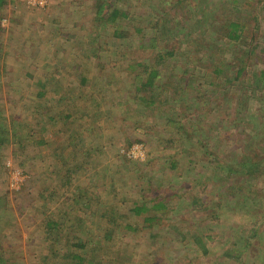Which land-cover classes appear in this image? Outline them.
<instances>
[{
    "label": "rangeland",
    "instance_id": "obj_1",
    "mask_svg": "<svg viewBox=\"0 0 264 264\" xmlns=\"http://www.w3.org/2000/svg\"><path fill=\"white\" fill-rule=\"evenodd\" d=\"M93 1L5 0L0 8V142L8 140L3 146L0 144V256L5 264H70L71 254L66 248L71 243L67 244L65 240L72 239L73 234L81 237V228L73 220L76 208L72 207V212L68 213L65 207L73 204L72 191L76 193L77 187L85 188L81 194L85 193V198L91 197L94 207L92 217L84 216L87 220L90 218L84 231H89L84 235L87 236L84 239L89 241L84 251L87 260L95 261L94 264H264V261H259L260 253H264V223L255 214L260 203L250 193L254 190L260 193V198H264V178L259 175L247 183L244 180L249 170H236L237 175L230 179L220 172V181L208 184L206 193L200 196V201L205 200L204 206L193 204L191 198L198 195L193 190L186 192L191 184L188 182L195 177L190 174L188 161L175 152L180 151L181 146L174 145V149L165 152L160 149L164 137L173 132L172 128H177L172 125L170 130L165 131V119L188 127V110L184 113L179 103L173 105L165 101L164 92L158 98L163 102L155 106L154 111L148 113L141 108L136 111L134 102L137 100L131 82L138 75V70H130L128 66H132L133 61L144 59L156 66L155 54L134 42L136 35L130 38L131 42L127 40L117 48L119 41L116 43L111 39V28L102 31L97 42L86 44L92 36ZM156 1L119 0L118 6L125 10L131 6L130 14L138 15L136 20H131V25L144 28L148 19L145 22L141 19L151 14L153 7L150 4ZM171 1L163 2L169 7ZM181 1V6L173 8L171 14L175 16L187 12L189 17L190 2ZM216 1L212 0L213 5ZM225 2L242 9L241 3ZM247 2L250 8L247 11L249 16H246L250 25L245 30L247 38L245 43L240 41L235 44L236 48H232L240 56L247 42L264 47V0ZM55 21L58 23L55 24ZM56 26L60 32L54 29ZM145 29L143 35L149 38L151 32ZM86 34L87 38H82ZM73 41L82 43L83 49H77V62L82 67L79 70L67 67L75 56L65 53L67 59L58 63L59 78L46 84L42 98L35 97L40 91L37 84L44 78L51 80L54 77L55 67L50 69L47 64L57 60L58 56L63 57L61 50L59 54L56 50ZM168 44L171 46L173 42ZM97 46H102V50H98ZM179 48L177 55L164 60L158 69L162 78L156 81L161 86L160 91H167L173 86L169 80L185 76L184 72L189 68H185L184 64L200 59L194 56L186 58ZM87 50L96 56L95 60H92V55H84ZM256 68H261V65ZM79 77L87 79L84 87H79ZM58 87L60 90L56 89ZM63 88L62 91L71 89L74 95L86 94H82L85 97L79 102H73L75 98L70 100L66 94L67 99L58 106L60 103L57 105L56 101L64 97ZM226 95L232 102L237 100L230 92ZM100 97L104 98V102L98 105ZM176 101H181V98ZM248 102L240 111L236 128L232 127L233 116L224 113L225 110L235 113L228 110L232 105L227 108L228 104L224 101L208 103L205 100L203 112L208 124L204 129L207 131L210 128V139L217 134L220 147L213 153L218 154L221 160L226 155L229 158L227 151L232 150L236 152L231 159L239 158L237 150L241 151L246 140L252 141L258 157L264 158V147L260 145L264 144V107L258 108L252 99ZM85 105L90 113L80 120ZM69 113L72 114L71 120L67 124L60 122ZM99 113L103 116L98 117ZM56 114V120L53 119L56 127L52 128V122L47 119ZM217 119L223 121L217 123ZM85 120H90L91 124ZM242 121L248 123L244 125L240 123ZM56 138H59L58 144L54 142ZM94 138L104 147L103 152L100 147L101 152L95 158H83L80 153L85 151L83 140L87 143ZM135 139H143L144 144L134 143L127 150L123 149L124 144ZM66 143L70 144L68 148L64 145ZM70 151L79 155L75 161L71 157L68 162L73 166L85 165H81L76 174L61 168L62 159ZM119 155L134 163L123 162ZM198 155L196 153L194 159L197 160ZM171 156L176 159L175 170H168V164L164 162L166 157ZM97 159H101L99 164ZM136 163L143 164L142 168L136 167ZM194 168L196 172L199 170L198 166ZM242 180L244 189L239 190L237 184ZM157 183L161 185L164 196L169 198L176 193V199H172L168 210H165L167 214L159 216L170 223L161 222L159 230L151 231L149 225L143 227L140 219L132 217L128 209L133 202H139L141 188ZM230 188H234L235 194L240 196L235 195L233 203L230 198L234 193ZM93 190L97 191L96 195ZM103 210L110 215L103 217ZM50 217L59 224V229L54 232H49L44 224V220H50ZM164 225L167 227L163 228ZM125 226H130L132 230ZM174 229H180L179 234ZM66 232H69L68 237H65ZM97 233L100 237H95ZM158 234L160 237L154 238ZM104 235L109 239H102ZM192 236L202 239L207 250L205 255L200 243L191 241ZM58 237V242L52 243L51 239ZM233 241L246 245L239 248L241 253L237 261L236 255L225 258L228 251L232 254L230 248ZM72 251L82 253L83 250L76 247Z\"/></svg>",
    "mask_w": 264,
    "mask_h": 264
},
{
    "label": "trees",
    "instance_id": "obj_2",
    "mask_svg": "<svg viewBox=\"0 0 264 264\" xmlns=\"http://www.w3.org/2000/svg\"><path fill=\"white\" fill-rule=\"evenodd\" d=\"M4 1L5 0H0V8L3 7L5 3ZM163 1L164 0H157L156 2L150 4V6L153 7V10L148 16L142 17L141 21L145 22V19H148L147 24H143L145 27L143 26L144 28H142L137 26L133 27L131 25V20H136L135 18H138V15L130 14L131 6L129 9L125 10L118 6L119 0H94L91 6L90 27L92 29H90V32L92 33V36H89L91 41L87 42L86 44L92 45V43H95V41L97 42V40L101 37L100 34L102 31L106 32V29L111 28L113 29V32L111 33V39L113 42L116 41V43L119 41L117 48H119V45L122 43L124 44V42L127 40L131 42L130 38L136 35L135 39L133 37L134 42H137L139 45H141L144 50H151L154 52L156 66L149 64L147 59L133 61V65L128 66L130 70L133 68L138 70V75L135 77L134 81L131 82V86H133L134 91L133 94H135V99L137 100L134 102L135 109L138 111L141 108L143 110H147L148 113L154 111L156 107L163 102L162 100H158L160 93L165 92V101H169L173 105L175 103H179L184 113H186L188 110L186 114V124H189L188 127H186L183 123H176L172 120L165 119L163 125L165 131L170 130V126L172 127V125L177 128L175 130L172 128L173 132L171 131L172 133H169L164 137V140L160 144V149L162 150L161 152H165L167 150L174 149V145L181 146L180 151L175 150V152L182 154L186 161H188L187 164L189 166L190 174H193L195 177L191 182H188L191 184H187L188 189L186 193L193 190L196 195H198L191 198L193 204L195 205L198 203L204 206L205 200L200 201V196L206 193L208 184L221 179L218 176L220 172H224V174H226V179H230L232 176L235 177L237 175V172H235L236 170L241 169L244 172L249 170L246 173L247 179L244 180L247 183L253 181V179L259 175L260 177L264 178V158L261 159L258 157L259 155L257 154V151L255 152L256 148L254 149L253 142L250 140H246L242 144L243 146L241 151L237 150L239 158L235 157L236 159H231L233 154L236 152L234 150L230 152L227 151L230 154L229 158L226 155V157L222 160L218 154L213 153H216L220 145L217 140V134L213 139H210V128L205 131L204 127L208 124V122H206V117L204 115L205 112H203L205 110V100L208 103H220L224 101L226 105L228 104L227 108L232 105L228 110L235 111V113H229L225 110V115L233 116L232 127L235 126L238 128V122L240 121L238 116L241 115L240 111L242 112L244 110L243 107L249 103L248 101L252 99L258 108L262 109V107H264V47L260 48V46L255 43L254 45H251L252 41L250 43L247 42L245 44L246 47L242 56L236 55L234 53L235 50L232 49L235 47V44L240 41L245 43V39L247 38L245 30L250 27L246 21V16H249L247 11L250 9L247 2L248 0H229L230 2H233L232 4L236 2H238V4L241 3L242 9L237 7L235 4L234 6H231L230 4L226 3L225 0H217V3L214 5L212 0H189V17L186 16L187 12H181L175 16H172L171 14L173 8L181 6V3H183L181 0H172V3H170V5L168 4L170 7L169 11H167L169 7H167ZM191 9L193 10L191 11ZM54 23L57 24L58 22L55 21ZM81 28L83 27H79L80 30ZM54 29L60 32L59 27L56 26ZM143 29L147 30V32H151L149 38H146L143 35L146 33ZM55 33L53 32L54 35H57ZM62 34L64 35V33ZM87 36L88 34L84 35L82 38H87ZM168 42H173V45L169 46ZM98 44L99 43H97V45ZM179 44L181 45L180 48ZM97 47H99L98 50H102L103 48L102 46ZM178 48L179 51H183L185 53L186 58H193L194 56L200 57V59L193 60L188 64H184L185 68H189L185 70V76H182L176 80H169L172 82L173 86L167 91H160L161 86L158 82H156L158 80H162L158 69L164 60L173 58L177 55ZM77 49H79V51L83 49L82 43L73 41L72 43L64 44L62 48L56 50L58 54L61 50L63 57L61 58V56H58L57 60L47 64L49 68L55 67L53 70L54 77L51 80L44 78L41 80V83L39 82L37 84L40 91L37 92L35 97L42 98L45 94L46 84L59 78V72H57L59 71L57 70L58 63L63 62L64 59H67L68 56L65 53L69 52L71 54L70 56H75V58L71 60L69 66L67 67H70V69L74 70H79L82 67H80V64L77 62V59H79V51ZM87 51L84 54L85 56L94 55ZM95 59L96 56H93L92 60ZM90 63H92V61H90ZM259 65H261V68H256V66L258 67ZM96 66L103 67L100 66V64H96ZM25 74L28 76L27 73ZM86 83L87 79L85 77H79V87H84ZM56 89L60 90V87ZM62 90H64V88L61 89V91ZM70 90L71 89L68 88L66 91H62L64 93V97L62 96L61 99L56 101L57 105L60 103L58 106H61V104L67 99V96L70 100L75 98L73 102H79V100L84 99L85 96L82 94L86 93H76L74 95L72 93L73 91ZM227 92H230L232 95L236 96L237 100L232 102L231 99H228V96L226 95ZM178 93L179 95L177 96L176 94ZM221 97L226 99L222 100ZM177 98H181V101H176ZM98 101H100L98 104L100 105V103L104 102V98L100 97ZM151 107H153V109ZM149 109H151V111H149ZM81 111L84 114L81 115L80 120H82L85 116H89L88 114L90 113V110L88 106H83ZM57 115L58 114L49 116L47 119L48 122H52V128H54V126L56 127L53 119L56 120ZM235 115L237 117H235ZM101 116L103 115L99 113L98 117ZM71 117L72 114H65L60 122L67 124L71 120ZM158 118L161 119L160 116H158ZM248 119L250 118L248 117ZM252 119L254 118L252 117ZM220 121L222 122L223 120L217 119V123H220ZM84 122L89 124L90 120H85ZM98 122L100 125L101 122ZM240 123L245 125L248 122L245 121L244 123V121H242ZM0 125L2 126V124ZM88 130L91 131L90 128ZM58 133H61V131ZM20 134H22V132ZM4 140L5 142H3V140L0 142L2 146L5 143H8V140ZM54 142L58 144L59 138H56ZM84 142L85 141L83 140L82 143L83 146H85V151L80 152L83 158H95L96 154L101 152L100 147L102 148V152L104 150V147L101 146L100 142L96 138L87 143ZM40 143L43 144V142ZM51 143L52 142H50V144ZM76 143L78 144L79 140ZM134 143L144 144V140L135 139L133 142H127L124 144L123 149L127 150ZM64 145L66 148L70 146L68 143ZM260 145L264 147V144ZM196 153H199L197 160L194 159L196 157ZM177 154L178 153L175 155ZM77 155H79V153L70 151L69 155L62 159L61 168H66L68 173L73 171V173L76 174V170L78 171V168L81 165L82 167L85 165L81 164L79 166H73V163L68 161L71 157H74L75 161ZM171 157H166L164 162L168 164V170H175L177 167V163L175 161L176 159L173 157L174 161H172L173 159H171ZM118 158L126 163H134V161H130L129 159L126 160L125 156L123 155H119ZM226 158L228 159L226 160ZM100 160L101 159L96 160L98 164ZM135 166L142 168L143 164L138 165V163H136ZM195 166L199 167L197 172V169L195 170L194 168ZM238 184L237 189H244L243 185L245 183L243 180ZM77 189L75 188L77 191L76 193L74 190L72 191L73 194L71 201L73 204L66 205L65 210L67 209L66 212L70 213L72 212V207L76 208V216H74L73 220L78 223V226L81 228V237H77L73 234L72 239H66L65 243H71V246L68 245L69 248H66V250H69L71 254L69 259L70 264H94L93 262L95 261L87 260L86 252L84 251L85 246L87 245L86 243L89 242L86 241L87 239H84L87 237L84 235L89 233V231L84 232L86 230L85 226L90 222V218L87 220L86 217L84 218V216L92 217V215L95 214L94 207L91 205L92 198H85V193L81 194V192L85 190L84 187H77ZM162 190L163 189L159 183L146 184L144 189L141 188L138 192L139 202H133L132 206L128 209V213L132 217L140 219L143 227L149 225V229L151 231L153 229L159 230V228L162 226L161 222L170 223L168 219L162 220L161 217L159 218V216L167 214L165 210H168L170 203H172V199H176V193L171 194L168 198L163 195ZM229 190L234 193L230 198L231 203H233L236 191H234V188H230ZM250 193L254 196L253 198L255 200L258 199L257 201L260 203L258 205L259 208L255 211V214L260 218L261 223H264V198H260V193H257L254 190L250 191ZM93 194L96 195L97 191L93 190ZM236 197L239 198L240 196L236 195ZM85 199H88L87 202H84ZM107 214L108 213L106 210L102 211L103 217L110 215ZM44 224L49 229V232H54L55 230L59 229L58 222L54 221L51 217L50 220H44ZM166 227L167 226L164 225L163 228ZM125 228L132 230L130 226H125ZM174 230L179 234L180 229ZM68 235L69 232H66L65 237H68ZM97 236L100 237V234H95V237ZM159 237V234L154 236V238ZM190 238H192V242H196V244L200 243L201 249L203 250L202 253L205 255L207 250L204 249L205 244L202 239L198 236H192ZM102 239L108 240L109 236L104 235L102 236ZM51 240L52 243L56 244L59 240V237ZM72 240L75 242L72 243ZM242 245L243 244H240L239 241H233L230 248L232 254L228 251L225 254V258H231L232 255L233 257L236 255L235 260L237 261V259L240 257V249ZM247 245H249V243ZM76 247L80 250H83L82 253H74L72 250H74ZM259 257V261H264V253H260ZM4 261V258L0 256V264H5Z\"/></svg>",
    "mask_w": 264,
    "mask_h": 264
}]
</instances>
